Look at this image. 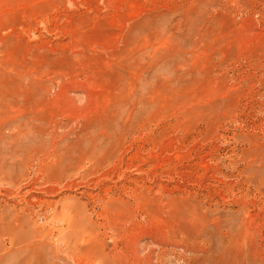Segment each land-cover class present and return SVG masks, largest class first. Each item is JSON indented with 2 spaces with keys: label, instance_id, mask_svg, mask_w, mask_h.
Masks as SVG:
<instances>
[{
  "label": "rangeland",
  "instance_id": "rangeland-1",
  "mask_svg": "<svg viewBox=\"0 0 264 264\" xmlns=\"http://www.w3.org/2000/svg\"><path fill=\"white\" fill-rule=\"evenodd\" d=\"M0 264H264V0H0Z\"/></svg>",
  "mask_w": 264,
  "mask_h": 264
}]
</instances>
